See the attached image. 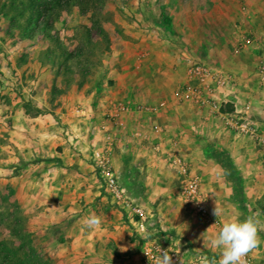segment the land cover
Wrapping results in <instances>:
<instances>
[{
    "label": "crops",
    "instance_id": "obj_1",
    "mask_svg": "<svg viewBox=\"0 0 264 264\" xmlns=\"http://www.w3.org/2000/svg\"><path fill=\"white\" fill-rule=\"evenodd\" d=\"M207 1L199 4L213 5L208 11L215 17H200L199 22L235 28L232 46L236 43L240 48L236 51L234 47V53L221 57L224 62L215 67L236 80V86L217 90L215 99L229 111L249 104L251 118L264 132V87L256 74L264 61V0ZM176 3L186 14L194 6L187 0ZM172 5L169 1L166 9L174 10ZM245 38L251 40L247 45ZM171 89V95L157 89L149 98L120 100L153 112L125 114L119 129L104 119L116 100L104 91L69 98L53 115L44 111L41 100L34 99V106L12 109L0 120V157L5 152V161L11 165L6 169L0 166V181H6L13 196L34 213V222H48L56 229L71 264H141L139 252L145 234L133 232L134 217L105 195L92 164L95 153L106 147L127 197L154 215L148 237L201 254L207 264L219 259V250L209 241L224 221L245 219V204H264V149L226 128L218 117L178 101V87ZM152 144L160 146L159 152L150 149ZM172 153L200 179L209 219H200L178 199L183 177L169 164ZM11 179L16 182L10 188ZM215 206L221 209L217 217ZM93 213L101 220L96 229L84 223ZM249 255L252 264H264L263 245Z\"/></svg>",
    "mask_w": 264,
    "mask_h": 264
},
{
    "label": "rangeland",
    "instance_id": "obj_2",
    "mask_svg": "<svg viewBox=\"0 0 264 264\" xmlns=\"http://www.w3.org/2000/svg\"><path fill=\"white\" fill-rule=\"evenodd\" d=\"M169 1L174 10L166 9ZM176 1L0 0V120L36 99L53 115L65 100L93 91L115 101L149 98L157 89L171 95L190 61L216 69L221 57L240 49L232 46L235 28L199 22L215 17L208 11L213 5L187 0L194 6L186 14ZM6 158L4 152V169L11 166ZM9 182L11 188L16 181ZM5 184L0 181V264H71L56 229L34 222V213ZM242 211L259 221L264 246V204H245Z\"/></svg>",
    "mask_w": 264,
    "mask_h": 264
},
{
    "label": "built area",
    "instance_id": "obj_3",
    "mask_svg": "<svg viewBox=\"0 0 264 264\" xmlns=\"http://www.w3.org/2000/svg\"><path fill=\"white\" fill-rule=\"evenodd\" d=\"M250 41V38H245L244 44L247 45ZM256 74L260 85L264 87V61L259 63ZM234 86H236V80L233 75L218 68L214 69L201 61L192 60L186 68L185 81L177 89L176 98L180 102L191 103L198 110H205L218 117L226 128L237 135L251 138L256 146L264 149V132L260 124L251 118L249 104L241 109L233 108L231 111H226L225 105L215 99L217 90ZM132 112L150 113L153 110L138 105L132 106L125 101H114L110 104L104 119L111 121L114 128L119 129L123 127L120 121L122 116ZM155 130L160 131L158 128ZM106 139L107 144H110L111 136L107 135ZM150 149L153 152H159L160 146L152 144ZM92 164L102 182L105 195L134 217L133 232L138 235L145 234L139 252L141 264H155L160 249L169 251L173 264H205L207 259L201 254L190 253L179 246H166L148 237L150 220L154 215L145 207L134 204L127 197L112 168L108 147L104 152L95 153ZM169 164L175 167L183 177L181 188L177 193L178 199L188 205L200 219H209L207 201L200 189V179L190 174L187 163L174 153L169 156ZM214 225L219 226V221L214 220ZM246 260L247 264H252L249 254Z\"/></svg>",
    "mask_w": 264,
    "mask_h": 264
},
{
    "label": "clouds",
    "instance_id": "obj_4",
    "mask_svg": "<svg viewBox=\"0 0 264 264\" xmlns=\"http://www.w3.org/2000/svg\"><path fill=\"white\" fill-rule=\"evenodd\" d=\"M213 214L216 217L221 215V209L215 206ZM84 223L85 226L96 229L100 226L101 220L93 213L85 217ZM258 225L259 221L251 216L243 220L239 218L225 220L214 238L209 241L210 246L220 253L216 264H247L246 257L260 243ZM155 264H173L167 249H160Z\"/></svg>",
    "mask_w": 264,
    "mask_h": 264
},
{
    "label": "trees",
    "instance_id": "obj_5",
    "mask_svg": "<svg viewBox=\"0 0 264 264\" xmlns=\"http://www.w3.org/2000/svg\"><path fill=\"white\" fill-rule=\"evenodd\" d=\"M160 16H161V19L164 21V23H165V25H170V20L169 19H166V14L164 13V12H162L161 14H160ZM225 110V109H224ZM230 110V109H229ZM229 110H226V111H229Z\"/></svg>",
    "mask_w": 264,
    "mask_h": 264
}]
</instances>
